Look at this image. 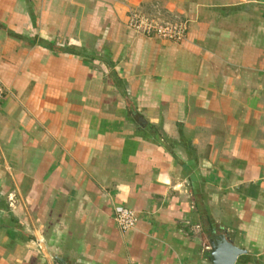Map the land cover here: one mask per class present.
<instances>
[{"label": "crops", "instance_id": "1", "mask_svg": "<svg viewBox=\"0 0 264 264\" xmlns=\"http://www.w3.org/2000/svg\"><path fill=\"white\" fill-rule=\"evenodd\" d=\"M0 79V264H264V0H0Z\"/></svg>", "mask_w": 264, "mask_h": 264}, {"label": "built area", "instance_id": "2", "mask_svg": "<svg viewBox=\"0 0 264 264\" xmlns=\"http://www.w3.org/2000/svg\"><path fill=\"white\" fill-rule=\"evenodd\" d=\"M128 26L144 37L169 42L183 41L188 29L186 22L167 20L159 14H146L143 12L130 14ZM8 93V87L0 79V100ZM114 221L119 232L125 234L135 227L137 214L131 209L117 207L114 213Z\"/></svg>", "mask_w": 264, "mask_h": 264}, {"label": "water", "instance_id": "3", "mask_svg": "<svg viewBox=\"0 0 264 264\" xmlns=\"http://www.w3.org/2000/svg\"><path fill=\"white\" fill-rule=\"evenodd\" d=\"M219 243L212 245L211 262L212 264H235L239 256L244 254V251L234 247L224 237H220ZM58 264H66L65 261L57 259Z\"/></svg>", "mask_w": 264, "mask_h": 264}]
</instances>
